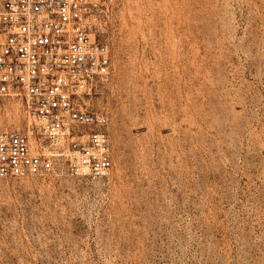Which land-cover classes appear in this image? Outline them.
Listing matches in <instances>:
<instances>
[{
    "label": "rangeland",
    "instance_id": "rangeland-1",
    "mask_svg": "<svg viewBox=\"0 0 264 264\" xmlns=\"http://www.w3.org/2000/svg\"><path fill=\"white\" fill-rule=\"evenodd\" d=\"M99 39L113 168L0 180V264H264V0H113Z\"/></svg>",
    "mask_w": 264,
    "mask_h": 264
},
{
    "label": "built area",
    "instance_id": "built-area-1",
    "mask_svg": "<svg viewBox=\"0 0 264 264\" xmlns=\"http://www.w3.org/2000/svg\"><path fill=\"white\" fill-rule=\"evenodd\" d=\"M112 1L0 0V100H20L26 117L24 128H0V180L42 176L60 163L74 177L111 172L108 117L84 97L113 70L99 39Z\"/></svg>",
    "mask_w": 264,
    "mask_h": 264
}]
</instances>
